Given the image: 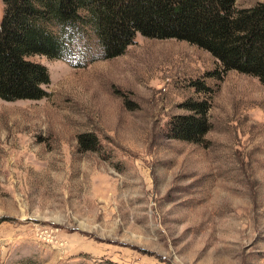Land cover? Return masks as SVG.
Returning <instances> with one entry per match:
<instances>
[{"label":"rangeland","instance_id":"374dc122","mask_svg":"<svg viewBox=\"0 0 264 264\" xmlns=\"http://www.w3.org/2000/svg\"><path fill=\"white\" fill-rule=\"evenodd\" d=\"M87 29L31 58L47 98L0 99V264H264V84L178 40L106 59ZM189 102L202 144L170 138Z\"/></svg>","mask_w":264,"mask_h":264},{"label":"trees","instance_id":"16d2710c","mask_svg":"<svg viewBox=\"0 0 264 264\" xmlns=\"http://www.w3.org/2000/svg\"><path fill=\"white\" fill-rule=\"evenodd\" d=\"M237 0H3L0 18V99L39 101L49 96L48 68L31 60L68 57L69 43L92 30L103 57L123 56L137 36L184 41L221 65L213 75L236 71L264 84V3L238 9ZM196 86V84H194ZM202 90L206 89L201 84ZM170 121V138L204 143L211 129L208 102ZM91 138V140L86 139ZM93 149L95 136H80ZM89 144L91 146H89Z\"/></svg>","mask_w":264,"mask_h":264}]
</instances>
